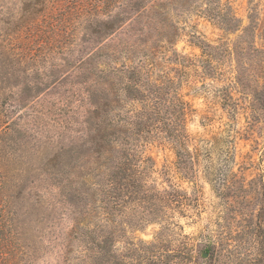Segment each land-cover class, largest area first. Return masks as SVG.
Wrapping results in <instances>:
<instances>
[{"label":"rangeland","instance_id":"1","mask_svg":"<svg viewBox=\"0 0 264 264\" xmlns=\"http://www.w3.org/2000/svg\"><path fill=\"white\" fill-rule=\"evenodd\" d=\"M124 2L98 9L95 0H0V249L10 252L9 264H136L134 246L152 242L162 229L154 222L124 230L120 213L107 204L102 180L108 159L100 142L90 141L85 120L93 106L77 78L92 27ZM221 2L242 26L257 7L260 20L249 43L261 47L264 0ZM206 3L168 0L158 8L161 20L178 31L170 47H157L153 60L156 74L171 80L173 94L189 103V148L202 151L196 171L188 177L180 172L169 140H145L139 151L153 159L161 185L166 174L193 198L189 212L175 217L179 228L172 239V248L193 255L188 264L208 262L196 257L225 210L227 200L215 185L225 158L247 182L264 168V124L252 122L247 109L264 82L252 75L262 62L247 46H235L242 29L227 31L202 13ZM206 43L236 50L213 61L217 78L202 73ZM123 60L130 63L122 57L116 64ZM236 77L245 91L233 88Z\"/></svg>","mask_w":264,"mask_h":264},{"label":"trees","instance_id":"2","mask_svg":"<svg viewBox=\"0 0 264 264\" xmlns=\"http://www.w3.org/2000/svg\"><path fill=\"white\" fill-rule=\"evenodd\" d=\"M107 6L112 0H95L93 6ZM168 0H125L119 10L105 20L97 22L87 38L89 44L82 52L77 66L78 79L85 82L91 143L98 145L108 159L103 176L102 191L110 209L120 213L124 230L143 228L145 224L160 222L162 229L156 238L134 246L136 264H188L193 255L172 248L176 237L177 215L189 212L191 195L177 187L165 174L166 185L155 177L153 159L143 157L140 147L151 138L171 141L176 149L178 169L186 177L196 171L201 149L189 148L186 115L189 103L171 90L172 82L156 74L155 51L167 49L175 42L178 28L161 20L158 8ZM182 2L183 0H177ZM221 0H207L202 13L224 26L227 31L241 30L235 46L252 51L250 56L261 60L256 80L264 76L263 44L259 47L249 35L257 28L260 13L251 8L249 24L227 12ZM229 10V9H228ZM205 58L200 59L204 76L217 75L213 61H225L236 50L228 45L205 44ZM124 57L116 64V60ZM164 59V57H162ZM103 66H102V65ZM102 66V67H101ZM232 86L246 90L248 86L236 77ZM253 100L248 101L252 122L264 124V82ZM264 135V126L262 128ZM115 143L118 144L115 146ZM206 151V156H210ZM230 153V151H227ZM226 166L218 169L215 184L226 202L225 210L217 221L214 237L201 249L196 258L208 260L206 264H264V168L258 179L248 182ZM158 177V176H157ZM159 179V177H158ZM126 226V227H125ZM10 252L0 249V264H9ZM106 258V254L102 259Z\"/></svg>","mask_w":264,"mask_h":264}]
</instances>
